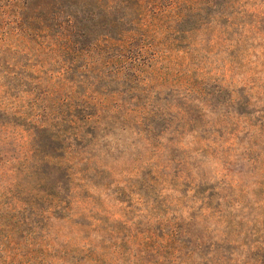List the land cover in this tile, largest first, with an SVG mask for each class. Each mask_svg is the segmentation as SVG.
<instances>
[{
	"label": "rangeland",
	"instance_id": "1",
	"mask_svg": "<svg viewBox=\"0 0 264 264\" xmlns=\"http://www.w3.org/2000/svg\"><path fill=\"white\" fill-rule=\"evenodd\" d=\"M229 1L130 88L0 1V264H264V0Z\"/></svg>",
	"mask_w": 264,
	"mask_h": 264
},
{
	"label": "trees",
	"instance_id": "2",
	"mask_svg": "<svg viewBox=\"0 0 264 264\" xmlns=\"http://www.w3.org/2000/svg\"><path fill=\"white\" fill-rule=\"evenodd\" d=\"M0 1L16 7L15 16L26 30L43 31L50 47L77 58L92 56L97 66L120 63L111 79L119 87H131L132 82L128 84L126 78H137L146 54L165 31L164 23H175L172 31L188 38L202 29L193 24L198 22L192 21L196 15L189 13L193 8H186L189 2L195 3L193 0ZM198 4L202 10L215 7L220 12L227 5L223 0H199ZM165 11L173 13L167 20ZM0 14L6 16L7 10L0 7ZM94 79L101 81L99 76Z\"/></svg>",
	"mask_w": 264,
	"mask_h": 264
}]
</instances>
